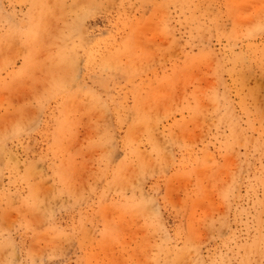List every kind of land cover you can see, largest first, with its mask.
<instances>
[{
	"label": "rangeland",
	"instance_id": "374dc122",
	"mask_svg": "<svg viewBox=\"0 0 264 264\" xmlns=\"http://www.w3.org/2000/svg\"><path fill=\"white\" fill-rule=\"evenodd\" d=\"M0 264H264V0H0Z\"/></svg>",
	"mask_w": 264,
	"mask_h": 264
},
{
	"label": "bare ground",
	"instance_id": "6f19581e",
	"mask_svg": "<svg viewBox=\"0 0 264 264\" xmlns=\"http://www.w3.org/2000/svg\"><path fill=\"white\" fill-rule=\"evenodd\" d=\"M252 7H253V6H252ZM254 9H255V8H254ZM249 15H250V14H249ZM25 50H26V49H25ZM116 58H117V57H116ZM126 58H128V57H126ZM114 60H115V59H114ZM127 60H128V59H127ZM147 63H148V62H147ZM79 68H80V67H79ZM76 69H77V68H76ZM78 70H79V69H78ZM47 76H48V75H47ZM206 83H207V82H206ZM170 93H171V92H170ZM170 93H169V94H170ZM79 102H80V101H79ZM143 108H144V107H143ZM151 111H152V110H151ZM94 113H95V112H94ZM95 115H96V114H95ZM23 116H24V115H23ZM162 116H163V115H162ZM152 121H153V120H152ZM148 125H149V124H148ZM149 126H150V125H149ZM141 131H142V130H141ZM141 131H140V132H141ZM140 132H139V133H140ZM138 135H139V134H138ZM199 135H200V134H199ZM137 138H138V137H137ZM109 147H110V146H109ZM109 147H108V148H109ZM96 153H97V152H96ZM209 158H210V157H209ZM207 159H208V158H207ZM156 166H157V165H156ZM39 168H40V167H39ZM156 170H157V169H156ZM204 171H205V170H204ZM101 179H102V178H101ZM128 179H129V178H128ZM37 187H38V186H37ZM38 191H39V190H38Z\"/></svg>",
	"mask_w": 264,
	"mask_h": 264
}]
</instances>
